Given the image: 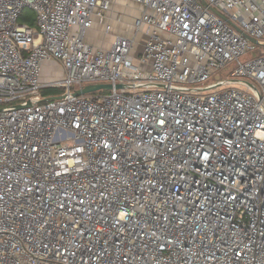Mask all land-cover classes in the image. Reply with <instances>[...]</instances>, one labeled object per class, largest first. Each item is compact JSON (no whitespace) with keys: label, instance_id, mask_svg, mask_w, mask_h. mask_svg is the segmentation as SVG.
<instances>
[{"label":"built area","instance_id":"1","mask_svg":"<svg viewBox=\"0 0 264 264\" xmlns=\"http://www.w3.org/2000/svg\"><path fill=\"white\" fill-rule=\"evenodd\" d=\"M131 1L0 0V264H264V0Z\"/></svg>","mask_w":264,"mask_h":264},{"label":"crops","instance_id":"2","mask_svg":"<svg viewBox=\"0 0 264 264\" xmlns=\"http://www.w3.org/2000/svg\"><path fill=\"white\" fill-rule=\"evenodd\" d=\"M113 1V9L111 12V18L108 21L111 24V29L110 31H106V28L103 24H100L98 21H95L93 24V27L91 29H89L88 33H87V40L88 42L94 44L97 47L100 48H104L107 49L111 46V44L113 43L114 39L116 38V36L118 35H122V36H130L129 34L131 33V31H129V29L133 28V20L135 19V17L139 16L140 11L142 10V5L139 3H136L134 1L133 2V11L132 10H122L124 14L123 17V21H120L117 16H118V12L121 9L117 10L118 5L121 7L122 3L124 1L121 0H112ZM127 2H131V0H126ZM130 8V6L128 7ZM120 11V12H122ZM133 14V15H131ZM130 16V17H129ZM53 65V66H52ZM56 71L57 73L59 72V69H61L60 66H58V68L56 69V65L55 64H48L46 66V71L49 72V70ZM64 73L61 69V71L59 72V74ZM58 93V92H57Z\"/></svg>","mask_w":264,"mask_h":264},{"label":"rangeland","instance_id":"3","mask_svg":"<svg viewBox=\"0 0 264 264\" xmlns=\"http://www.w3.org/2000/svg\"><path fill=\"white\" fill-rule=\"evenodd\" d=\"M121 1H124V2L122 3V6L121 7L118 5V7H117L118 9L117 10L121 9L120 11H122V10H127V11L132 10L133 11V2L132 1L131 2H129V1L127 2L126 0H121ZM129 6H130V8H128ZM112 9H113V6H112ZM120 11H117L118 12L117 18L120 19V17H121V20L120 21H123V17H124V14L125 13H123V11L122 12H120ZM24 15L25 16H33L34 17L35 12H34V10H32L30 8H26L25 11H24ZM131 15H133V14H131ZM22 21L23 20L21 18L20 19V22H22ZM133 30H134V27L132 29H129V31H131V33L129 34L130 36H133ZM139 38H140V36H139ZM143 42H144V39L142 37L137 41V45H136L137 46V51L142 47ZM262 42L264 43V41H262ZM263 51H264V45H261V44L260 45H257L256 46V49L254 51H250L247 55L242 56V60L243 61H246L249 58H253V57L260 56ZM235 67H236V63H231V64L228 65L227 68L220 69L216 73V75H214V77L211 78L206 83H204V84L203 83L202 84L199 83V84L193 85L191 87H195V86H199V85H207L208 86V85H210V84H212L214 82H217V81H219L221 79H224V78H226V77L229 76L230 72ZM60 71H61V69H59V72ZM57 89L59 91V89H61V88H57ZM107 92H109V90L102 89V90H97V91L88 93V95H97V94H100V93H107ZM16 102H18V101H16Z\"/></svg>","mask_w":264,"mask_h":264},{"label":"water","instance_id":"4","mask_svg":"<svg viewBox=\"0 0 264 264\" xmlns=\"http://www.w3.org/2000/svg\"><path fill=\"white\" fill-rule=\"evenodd\" d=\"M124 85L121 83H118L116 85L117 89L123 88ZM110 90L113 89V85L110 83H99V84H89L86 85L82 88L77 89L76 91L73 92V95H83V94H88L97 90ZM50 98H57V97H50Z\"/></svg>","mask_w":264,"mask_h":264},{"label":"trees","instance_id":"5","mask_svg":"<svg viewBox=\"0 0 264 264\" xmlns=\"http://www.w3.org/2000/svg\"><path fill=\"white\" fill-rule=\"evenodd\" d=\"M22 20L28 21L30 23V25L34 24L32 17H28V16L23 15ZM57 91H58V89H48V90H45V94L48 95L50 93H57Z\"/></svg>","mask_w":264,"mask_h":264}]
</instances>
